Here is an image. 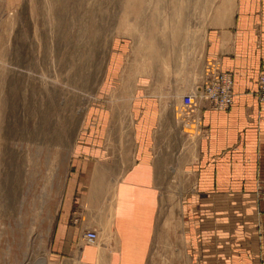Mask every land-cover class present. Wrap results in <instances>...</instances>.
<instances>
[{"label": "rangeland", "instance_id": "obj_1", "mask_svg": "<svg viewBox=\"0 0 264 264\" xmlns=\"http://www.w3.org/2000/svg\"><path fill=\"white\" fill-rule=\"evenodd\" d=\"M259 1L264 17V0ZM239 4L0 0V264H53L54 221L71 158L80 147L116 145L109 183L114 188L127 167L124 162L119 171V130L130 135L131 103L142 84L168 115L147 264H195L182 235V214L185 195L196 189L185 182L179 149L187 138L196 140L200 121L187 118L183 98L202 85L211 31L232 29ZM212 61L224 71L219 59ZM186 85L187 93L181 89ZM129 146L125 138L124 147ZM220 204L225 224L216 237L205 232L207 257L213 247L216 253L225 249L228 219L238 220L234 205Z\"/></svg>", "mask_w": 264, "mask_h": 264}, {"label": "crops", "instance_id": "obj_2", "mask_svg": "<svg viewBox=\"0 0 264 264\" xmlns=\"http://www.w3.org/2000/svg\"><path fill=\"white\" fill-rule=\"evenodd\" d=\"M261 11L259 0H240L233 28L211 31L208 37L207 58L219 59L222 69L233 73L235 98L229 111L202 110L196 140L187 138L179 149L186 163L185 182L196 189L185 195L182 214V235L195 264H264V104L255 96L258 76L264 72ZM188 81L193 83L191 74ZM138 89L131 103L130 135L119 130V171L124 162L127 167L114 188L109 189V183L115 176L118 148L112 141L80 147L71 158L54 221L49 254L53 264L67 259L147 264L159 208L156 179L168 115L163 116L160 100L146 91V84ZM181 89L191 90L188 85ZM221 201L236 207L238 220L228 219L225 249L219 247L216 253L213 247L212 257H207L205 232L216 237L225 224ZM87 231L97 232L96 243H85Z\"/></svg>", "mask_w": 264, "mask_h": 264}, {"label": "built area", "instance_id": "obj_3", "mask_svg": "<svg viewBox=\"0 0 264 264\" xmlns=\"http://www.w3.org/2000/svg\"><path fill=\"white\" fill-rule=\"evenodd\" d=\"M255 96L264 104V72L258 76ZM234 98L233 74L222 71L217 62L209 61L201 87L197 88L195 94L185 95L183 105L187 118L197 124L202 110L228 111L234 104ZM84 238L88 244H94L98 240V234L96 231H87Z\"/></svg>", "mask_w": 264, "mask_h": 264}, {"label": "bare ground", "instance_id": "obj_4", "mask_svg": "<svg viewBox=\"0 0 264 264\" xmlns=\"http://www.w3.org/2000/svg\"><path fill=\"white\" fill-rule=\"evenodd\" d=\"M69 33H70V32H69ZM67 46H68V45H67ZM69 47L71 48V46H69ZM65 50H67V49L65 48ZM209 61H212V60H209ZM64 64H65V63H64ZM233 105H234V104H233ZM231 108H232V107H231ZM231 108H230V109H231ZM230 109H229V110H230ZM205 110H208V109H205ZM229 110H228V111H229ZM210 111H212V110H210ZM218 112H226V111H218ZM200 120H201V115H200ZM85 241H86V240H85Z\"/></svg>", "mask_w": 264, "mask_h": 264}]
</instances>
